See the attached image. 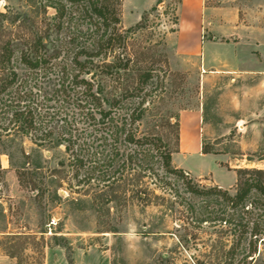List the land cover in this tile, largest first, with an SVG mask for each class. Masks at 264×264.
Listing matches in <instances>:
<instances>
[{"label": "rangeland", "instance_id": "obj_1", "mask_svg": "<svg viewBox=\"0 0 264 264\" xmlns=\"http://www.w3.org/2000/svg\"><path fill=\"white\" fill-rule=\"evenodd\" d=\"M119 1L121 26L133 27L130 50L139 51L137 57L151 68L145 88L158 92L142 127L159 124L155 130L167 139L173 166L201 186L233 192L238 169H264V82L255 89V80L241 72L229 80L226 62L216 72L206 67L202 45L207 43L201 41L207 28L199 39L174 33L179 18L190 15L183 0ZM188 2L199 17L206 16L204 7L211 9L214 33L208 38L215 35V40H224L218 36L217 16H226V8L239 17L264 14V0ZM142 8V19L133 22ZM0 12L1 44L32 38L34 26L44 24L54 10H43L38 0H0ZM215 52L226 55V45ZM117 82L103 77L108 95L120 91ZM180 113L195 115L191 129L203 155L178 151L174 123ZM189 132L190 125L184 130ZM1 151L0 264H211L219 249L212 239L220 234L190 226L177 205H146L130 197L127 187L100 192L76 184L60 164L65 161L62 147H36L12 136L3 140ZM258 251L252 264H264V243Z\"/></svg>", "mask_w": 264, "mask_h": 264}, {"label": "trees", "instance_id": "obj_2", "mask_svg": "<svg viewBox=\"0 0 264 264\" xmlns=\"http://www.w3.org/2000/svg\"><path fill=\"white\" fill-rule=\"evenodd\" d=\"M38 1L53 15L34 26L32 38L0 44V155L12 136L62 147L60 164L76 184L100 192L127 187L146 205H177L190 226L220 234L211 264L255 262L264 243V169H238L231 192L201 186L173 166L159 124L142 127L158 92L145 88L151 68L130 50L133 27L121 26L120 1ZM105 76L116 77L118 93L107 94ZM174 125L178 146V116Z\"/></svg>", "mask_w": 264, "mask_h": 264}, {"label": "crops", "instance_id": "obj_3", "mask_svg": "<svg viewBox=\"0 0 264 264\" xmlns=\"http://www.w3.org/2000/svg\"><path fill=\"white\" fill-rule=\"evenodd\" d=\"M182 8L189 10V17L179 18L177 29L174 33L178 34L180 39L186 34H190L199 39L201 34L206 32V46L202 45V59L207 68H213L214 72L218 71L219 65L226 62V78L233 80L232 75L235 72H241L244 77H252L257 83L255 89H262L264 82V14L254 13L249 16L239 17L231 14L226 8V16H217L218 33L220 38L224 40H215V35L211 39L209 33H214L210 30L209 25L214 23V18L211 16V9L204 7L206 16L199 17V12L196 6H191L188 0H183ZM144 9L136 15L133 22L140 19ZM211 31V32H210ZM221 31V32H220ZM226 45V55L217 54L216 47H224ZM254 52V53H253ZM196 121L194 114L180 113L178 115L179 122V142L178 151L186 152L187 154L203 155L200 151L201 145L195 141V132L191 129L192 124ZM190 125V134L186 135L184 130ZM197 135V134H196ZM187 137V138H186ZM191 140H186V139ZM233 184V181L231 185Z\"/></svg>", "mask_w": 264, "mask_h": 264}]
</instances>
